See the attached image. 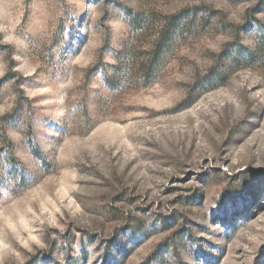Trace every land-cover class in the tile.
Instances as JSON below:
<instances>
[{
  "label": "rangeland",
  "instance_id": "rangeland-1",
  "mask_svg": "<svg viewBox=\"0 0 264 264\" xmlns=\"http://www.w3.org/2000/svg\"><path fill=\"white\" fill-rule=\"evenodd\" d=\"M194 6L152 83L107 88ZM262 28L264 0H0V264H264V57L224 56Z\"/></svg>",
  "mask_w": 264,
  "mask_h": 264
},
{
  "label": "trees",
  "instance_id": "trees-1",
  "mask_svg": "<svg viewBox=\"0 0 264 264\" xmlns=\"http://www.w3.org/2000/svg\"><path fill=\"white\" fill-rule=\"evenodd\" d=\"M152 14L155 16L154 20L158 24L155 38L140 53H133V49L131 48L128 50L129 42L124 43L123 49L116 53L117 62L112 66L113 73L111 75L104 74L103 76V82L109 90L116 92L127 81L132 82L131 87L133 88L144 87L152 83L157 76L163 57L171 46L172 38L177 33L189 32L198 15V21L201 27L216 16V13L206 6L185 7L169 15H163L157 12H153ZM124 15L129 29L133 34L141 31L144 26H148L147 19L132 9H124ZM261 30L262 34L257 39L255 51H250L239 43H232L229 48L224 50V56L229 59L231 65L246 67L264 57V28ZM127 55L130 56L128 57ZM129 59H132L134 72L128 67ZM129 71L130 73H128ZM224 77L221 71L213 68L203 80L208 84L216 79H223ZM25 136L30 152L40 163L44 164V157L41 155L37 144L33 141L30 134H26ZM6 161L13 167H18V162L13 157L7 156Z\"/></svg>",
  "mask_w": 264,
  "mask_h": 264
},
{
  "label": "snow or ice",
  "instance_id": "snow-or-ice-1",
  "mask_svg": "<svg viewBox=\"0 0 264 264\" xmlns=\"http://www.w3.org/2000/svg\"><path fill=\"white\" fill-rule=\"evenodd\" d=\"M229 210H230L229 207L228 206H225L224 212L227 213Z\"/></svg>",
  "mask_w": 264,
  "mask_h": 264
}]
</instances>
